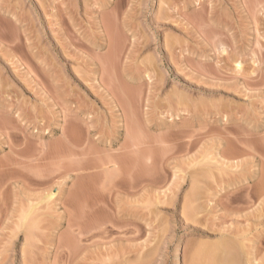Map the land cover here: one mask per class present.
<instances>
[{"label":"rangeland","instance_id":"rangeland-1","mask_svg":"<svg viewBox=\"0 0 264 264\" xmlns=\"http://www.w3.org/2000/svg\"><path fill=\"white\" fill-rule=\"evenodd\" d=\"M209 261L264 264V0H0V264Z\"/></svg>","mask_w":264,"mask_h":264},{"label":"bare ground","instance_id":"bare-ground-1","mask_svg":"<svg viewBox=\"0 0 264 264\" xmlns=\"http://www.w3.org/2000/svg\"><path fill=\"white\" fill-rule=\"evenodd\" d=\"M256 191V190H255ZM258 191V190H257ZM260 193H261V191H260ZM52 195H53V192H52ZM50 198H51V195L49 196ZM32 205V204H31ZM31 208L33 209V205L31 206ZM30 208V209H31ZM31 209V210H32ZM29 212L31 213L32 211H30L29 210ZM30 213H26V215H25V218L27 217V215H29ZM235 239H233V241H234ZM227 241V240H226ZM229 241V240H228ZM236 241V243L237 244H239L238 242H237V240H235ZM231 242V241H230ZM225 243V242H224ZM232 243V242H231ZM237 244H235V242L234 243H232L229 247H228V249H227V247L224 249V250H228V253H230V255H231V252L233 253V252H236V250L238 249V245ZM240 245V244H239ZM224 246V245H223ZM222 248V247H221ZM231 251V252H230ZM238 251V250H237ZM222 253V252H221ZM237 253V252H236ZM236 253H233V255L236 257ZM220 254V253H219ZM221 255V254H220ZM233 255H231L232 257L231 258H233ZM211 257V256H210ZM216 257V256H215ZM225 258V257H224ZM211 259V258H210ZM213 259V258H212ZM211 259V260H212ZM220 259V258H219ZM178 260V259H177ZM233 260H235V258H233ZM223 261V260H222ZM175 262H177V261H175ZM209 262H211V261H209ZM213 262H211V264H212ZM219 263V262H218ZM229 263H231V262H229ZM228 263V264H229ZM221 264V263H220ZM227 264V263H226ZM233 264H234V262H233ZM242 264V263H241Z\"/></svg>","mask_w":264,"mask_h":264}]
</instances>
